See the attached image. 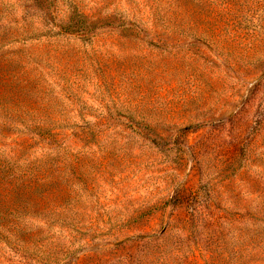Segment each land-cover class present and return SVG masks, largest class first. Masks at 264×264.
<instances>
[{
	"label": "rangeland",
	"instance_id": "374dc122",
	"mask_svg": "<svg viewBox=\"0 0 264 264\" xmlns=\"http://www.w3.org/2000/svg\"><path fill=\"white\" fill-rule=\"evenodd\" d=\"M0 264H264V0H0Z\"/></svg>",
	"mask_w": 264,
	"mask_h": 264
}]
</instances>
